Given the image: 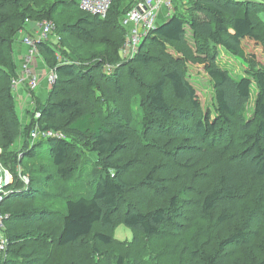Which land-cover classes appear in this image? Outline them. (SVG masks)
<instances>
[{
	"label": "trees",
	"instance_id": "obj_1",
	"mask_svg": "<svg viewBox=\"0 0 264 264\" xmlns=\"http://www.w3.org/2000/svg\"><path fill=\"white\" fill-rule=\"evenodd\" d=\"M79 2L0 0V148L12 174L0 202L9 215L0 264H264V232L255 228L264 226V209L256 206L257 219L245 224V203L264 180V62L245 42L264 53V0H188L185 6L175 0L172 15L127 61L121 58L127 39L121 18L132 3L113 0L102 18ZM47 19L55 20L60 47L41 41L38 48L58 79L23 122L12 92L20 68L15 42L27 20ZM223 52L252 61V75L238 78L221 67ZM194 60L205 63L213 82L214 112L203 107L187 77ZM104 64L117 66L108 74ZM37 123L61 137L32 140ZM42 139L47 147L40 151ZM85 152L96 157L94 164ZM82 162L84 171L92 168L83 175L93 187L89 196L77 192L80 179L75 185ZM26 173L28 184L21 177ZM202 182L206 189L194 194ZM146 188L143 199H129L132 190ZM258 189L264 205V183ZM42 201L46 205L38 206ZM195 205L200 221L184 215ZM120 224L134 231L132 240L114 236Z\"/></svg>",
	"mask_w": 264,
	"mask_h": 264
},
{
	"label": "built area",
	"instance_id": "obj_2",
	"mask_svg": "<svg viewBox=\"0 0 264 264\" xmlns=\"http://www.w3.org/2000/svg\"><path fill=\"white\" fill-rule=\"evenodd\" d=\"M174 1L175 0H129V2L132 3V7L121 18L122 24L127 28V39L121 48V58L125 60L135 57L145 38L163 22V19L165 20L172 15L175 10ZM111 3L112 0H80L79 5L83 11L104 18L110 10ZM27 22L30 24L28 20ZM37 25L40 30L34 26V30L35 28L37 29L36 33L24 34L22 38L23 43L28 47V53L24 55L18 74L12 81V92L16 97L19 87L21 86H25L27 88V95L33 97L32 92L38 87L43 77H46L49 88H51L58 79L56 68H49L48 72H45V75L34 69L35 63L39 58L44 61L38 48V44L41 41H51L60 47V36L54 33L55 23L53 20H44L38 22ZM111 71L112 70H110V72ZM40 117L41 112L37 111L35 120L38 121ZM38 137H61V134L53 130L41 129L37 123L32 130L31 138L35 140ZM21 177L25 184L29 183L28 176L23 175ZM11 181L12 179L7 183ZM7 183H5V185H7ZM3 187L0 192V202L3 200L4 196L9 193V190L3 189ZM4 216L5 215L0 213V224L2 225H4ZM7 248L8 239L6 235H3L0 237V263L7 256Z\"/></svg>",
	"mask_w": 264,
	"mask_h": 264
},
{
	"label": "rangeland",
	"instance_id": "obj_3",
	"mask_svg": "<svg viewBox=\"0 0 264 264\" xmlns=\"http://www.w3.org/2000/svg\"><path fill=\"white\" fill-rule=\"evenodd\" d=\"M187 1L188 0H180L179 4L181 6H185V5H187L186 4ZM174 5H175V1H174ZM263 19H264V15H263ZM38 22L33 21L31 23H33L34 26H36L40 30L39 26L37 25ZM104 34H106V32H101V35H104ZM79 38L80 39H84V37H82L81 35H79ZM76 41H78V40H76ZM190 43L191 44L194 43L192 39H190ZM245 44H246L247 50L249 52L254 53V55L257 57V60L264 62V53H263L262 47L260 45H258V44H256V45L252 44L253 45L252 46V45H250V44H248L246 42H245ZM192 47H193V54L195 55L194 57L195 58L196 57L197 58H200V55L195 50L194 46H192ZM127 60H129V59H125V61H127ZM217 62H218V64L221 67L228 69L235 77H238V78L239 77H243V76H251L252 75V69L254 68V64H253L252 61H247L244 58L237 57V56H233V55L227 54L225 52L221 53V56L218 57ZM38 65H39V61H37L35 63L34 69L36 71H39L40 72L41 70H38L37 69ZM116 66L117 65L113 66V65L104 64L103 65V68H104V70L108 74H112L113 72H108V71L113 70ZM151 71H152V73L154 71H156V66H154ZM143 72L146 73L147 71L143 69ZM148 74H151V73L149 72ZM124 76L127 79V81H129V84H127V85H130L131 88L135 89L136 83L133 82V81H130L128 79V75L127 74H124ZM139 77L142 78L141 75ZM187 77L191 80V82L193 83V85L196 87V89L198 91V95L200 97V100H201V103H202L203 107L205 109H208L209 108V109H211L214 112L215 111L214 110V86H213L212 80H210L208 74L205 71V63L198 62L196 60L192 61L189 64V71L187 73ZM130 87L127 88V91H129ZM252 88H253V96H252V99L250 100V102L248 103L247 108H246V111H245L246 116L248 115L249 118L252 117L253 110H254V100H255V96H256L257 91H258V86H257L256 82H254ZM38 89H39V87L37 89H35L34 92H32L33 93V97H29L28 95H26V97H29L30 98L29 103H30V106H31V109H30V111L28 113V120H29V114H30V112L36 108V101H37V99L41 101L40 102L41 104H43L47 100V97H48V94L46 95V93H44V92H41V96L39 95L38 97H35L34 95H35V93H37ZM122 99H123V107H124V109H128L129 108L128 107V105H129V97H124ZM135 107H136V110L138 112L136 114V117H135V118H138V120H137V127L139 129H141V126H142V113H141V109H142V107H141V105H140L139 102L136 104ZM17 110H18V108H17ZM18 112H19V110H18ZM174 127H175V129L178 128L176 126H174ZM170 129H174V128H170ZM185 137L188 138V135L185 136ZM39 138H42V137H38V139ZM42 140H43V145L38 146V149L40 151L41 150H45V149H42V146L44 148L47 147V145H46L47 140L46 139H42ZM36 141H39V140H36ZM19 146H20V140L17 141V143L15 144V147H19ZM1 153H2V150L0 148V192L2 190V187L5 185V183H7L8 181H10L12 179V177H11L12 174L9 172L8 169H6L4 167V165H3L2 161H1ZM84 156L85 157L86 156H91L92 157V160H91L92 163L94 164L96 162V157L93 156V155H91L89 152H85L84 153ZM81 164H82V166H81L80 169H83V170L81 171L79 169L80 173L79 172H76L75 175H74V180L77 179V180H75V185H76V183H79V181L81 180V183L82 184L79 183V184L76 185L77 186V188H76L77 189V192L79 194H85V195H88L89 196V195L92 194L93 187L90 184H88V178L86 176H83V175H88V171L91 170L92 168H91V165H90V167H88L84 171L85 164L83 162ZM24 165L27 166V167H33L31 165V163L30 164H27L25 162ZM39 165H41V163H39ZM29 174L26 173L24 175L28 176L29 177V181H30L31 180V177L29 176ZM39 174H40L39 175V178H40V180H42L43 179V175H42L43 173H39ZM81 174H82L83 177H85L84 181H83L82 178H79L81 176ZM78 179H80V180H78ZM199 180H201V178L200 177H197L196 181H199ZM261 183H264V180H259L258 182L255 183L254 188L252 189L253 197L251 198V201L245 203L246 206H247V211H246L247 214H246V219H245L246 220L245 221V224L246 225H249L252 220H254V219L256 220L257 219V217H255V214L253 213V209L256 206H258L259 209H264V205H260L259 204V201H258V196H259V189H258V187H259V185ZM200 185H201V187L199 189H196L194 191V194H197V192L199 190H202V188L203 189H206V185L203 184V182L200 183ZM5 187H6V185L3 187V189H6ZM51 191H56V188L55 187H52L51 188ZM147 191H149V188L142 189L141 191L132 190L129 193V199L135 201V203H136L140 199H143L144 198L143 194L145 192H147ZM193 196H195L194 197V200H199L200 199V197L198 195H193ZM37 205L38 206H43V205L45 206L46 203H44L42 201V202L38 203ZM192 207L194 209H190L188 211L186 209H184L185 210V213H186L184 215H188L189 214V217L190 218H195L196 221H200V219L198 218L199 215L196 213L197 205L192 206ZM0 213H1V207H0ZM1 214L5 215L4 216L5 219L8 218L7 217L8 214H6V213H1ZM261 220H263L262 215L258 216V221H261ZM226 228H228V227H226ZM255 228L260 233L264 232V226L261 223H259V222L257 223V225H256ZM4 229H5V225L0 224V237L3 236V235H5ZM113 234L120 241L132 240L133 237H134V231L129 226H127L125 224H120L116 228V230L114 231Z\"/></svg>",
	"mask_w": 264,
	"mask_h": 264
},
{
	"label": "crops",
	"instance_id": "obj_4",
	"mask_svg": "<svg viewBox=\"0 0 264 264\" xmlns=\"http://www.w3.org/2000/svg\"><path fill=\"white\" fill-rule=\"evenodd\" d=\"M165 20L163 19V22ZM37 29L35 28L34 30V24L30 23L29 25H27V28L23 31V33L20 34V36L18 37V39L15 42V54H16V58L17 61L19 63V65L22 62V59L24 57V55H26L28 53V47L26 46V44L23 43V35L27 34V33H36ZM39 61V65L37 67L38 70H41L40 73H42L43 75H45V72H48V69L46 67V64L44 61H42V59H38ZM39 72V71H38ZM39 89L37 91V93H35V95L38 97L39 95L41 96V92L46 93V95L49 93V86L46 82V77H43L40 84L38 85ZM37 87V88H38ZM36 88V89H37ZM27 95V88L25 86H21L19 87V91L17 94V103H18V110H19V114L21 116V119L23 120V122H27L28 121V113L31 109L30 106V98L26 97Z\"/></svg>",
	"mask_w": 264,
	"mask_h": 264
}]
</instances>
